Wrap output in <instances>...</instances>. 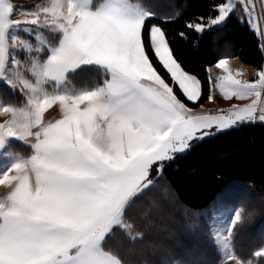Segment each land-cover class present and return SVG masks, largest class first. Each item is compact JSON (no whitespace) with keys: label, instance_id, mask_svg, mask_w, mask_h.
<instances>
[{"label":"snow or ice","instance_id":"snow-or-ice-1","mask_svg":"<svg viewBox=\"0 0 264 264\" xmlns=\"http://www.w3.org/2000/svg\"><path fill=\"white\" fill-rule=\"evenodd\" d=\"M258 7L211 0L212 14L186 27L206 34L235 16L264 38ZM179 15L161 22L146 0H0V264H129L123 248L145 235L133 206L166 164L207 137L264 124V64L242 78L225 42L205 93L170 47L164 24ZM217 90L247 103L206 109L201 97L211 103ZM224 195L201 215L222 214ZM254 215L233 207L223 229L205 220L218 264H264V242L247 254L235 246Z\"/></svg>","mask_w":264,"mask_h":264},{"label":"trees","instance_id":"trees-1","mask_svg":"<svg viewBox=\"0 0 264 264\" xmlns=\"http://www.w3.org/2000/svg\"><path fill=\"white\" fill-rule=\"evenodd\" d=\"M146 2L157 11L161 22L180 12L164 28L175 58L186 71L201 79L205 93L210 88L207 68L226 54L225 42L230 57H239L256 69L264 64L262 39L245 20L233 16L222 29L206 34L186 27L187 22L212 14L211 0ZM218 35L222 38L216 39ZM157 65L158 71L166 74L158 61ZM200 102L206 103V96ZM222 194L228 205L255 213L235 237L236 250L247 254L264 242V124L207 137L166 164L156 187L133 206L132 216L142 225L145 235L123 248L129 264H218V249L202 229L206 219L211 225L213 216L201 214ZM165 208L168 212L163 214ZM112 243L121 245L119 234Z\"/></svg>","mask_w":264,"mask_h":264},{"label":"crops","instance_id":"crops-1","mask_svg":"<svg viewBox=\"0 0 264 264\" xmlns=\"http://www.w3.org/2000/svg\"><path fill=\"white\" fill-rule=\"evenodd\" d=\"M229 66H230L231 70H233V71H237V70L241 71L243 73V77L242 78H246V79L253 78V74L257 70L255 67L243 62L239 57H231ZM221 71L222 70H220V69H215L214 68L213 69V75L220 74ZM214 94L216 96V100L211 102V103L208 102V101L206 103H204V107L206 109L209 108L211 105H214V104H217V103H219V104H230L232 102L240 103V104L247 103V101H239V100H233L232 102L226 101V100H224V98L222 97V95L219 93L218 90ZM184 99L186 101V98H184ZM186 102L189 104V106L191 105L190 107H198V104L194 105V104H192V102H189V101H186ZM0 119H2V117H0Z\"/></svg>","mask_w":264,"mask_h":264},{"label":"rangeland","instance_id":"rangeland-1","mask_svg":"<svg viewBox=\"0 0 264 264\" xmlns=\"http://www.w3.org/2000/svg\"><path fill=\"white\" fill-rule=\"evenodd\" d=\"M21 2L22 3H29V2H34V0H14V3H16V4H21ZM255 2L257 4V11H259V7L258 6H259L260 0H255ZM261 39L263 40V44H264V38H261ZM233 207H238V206L228 205L227 208L223 209L222 214L219 213V212L218 213H214L212 221H211V225L213 227L223 229L227 225V222H228V220L230 218V215H231ZM167 210L168 209L165 208L164 210H162V213L164 214V213L168 212ZM176 264H179V263L176 262Z\"/></svg>","mask_w":264,"mask_h":264},{"label":"built area","instance_id":"built-area-1","mask_svg":"<svg viewBox=\"0 0 264 264\" xmlns=\"http://www.w3.org/2000/svg\"><path fill=\"white\" fill-rule=\"evenodd\" d=\"M229 106H230V104H229V105L218 104V105H214V106H212V108H213V109H216V108H228Z\"/></svg>","mask_w":264,"mask_h":264}]
</instances>
